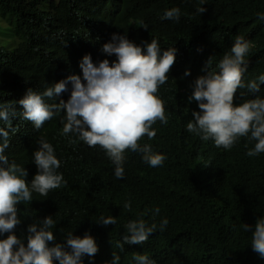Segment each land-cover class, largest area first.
<instances>
[{
	"label": "trees",
	"instance_id": "trees-1",
	"mask_svg": "<svg viewBox=\"0 0 264 264\" xmlns=\"http://www.w3.org/2000/svg\"><path fill=\"white\" fill-rule=\"evenodd\" d=\"M225 6L231 11L218 12ZM199 7L206 11L200 14ZM172 8L180 9L179 22L161 19L165 9ZM257 13L264 14V0H204L203 4L200 0H0V20L10 25L5 29L15 40L13 47L0 46V103L11 102L16 110L9 122L0 121V128L9 132L6 150L27 170L29 186L37 168L31 149L23 144L32 147L40 138L51 142V133L61 129V114L38 130L29 121L23 128L17 122L25 120L18 104L26 95L24 89L44 92L63 76L65 80L74 73L83 77L79 65L89 55L85 45L97 42L103 48L113 34L142 49L156 39L177 51L168 82L157 93L164 101L168 123L157 121L155 138L145 136L140 141L141 146L151 145L152 154L166 157L163 165L152 168L143 154L126 151L124 178L117 179L105 151L86 145L79 154L86 167L76 173L62 172L66 184L44 199L33 192L40 200L19 210L20 226L51 216L54 243L69 232L76 237L90 233L99 245L97 259H104L108 253L113 257L116 241L128 234L127 223L143 219L157 229L131 249L155 264H264L251 248L255 223L264 218V153L247 156L255 145L247 137L226 151L214 149L211 139L202 141L187 131L192 113L200 111L195 101L189 102L193 87L188 82L204 75L196 67L209 69L205 60L209 28L228 31L245 21L247 28L242 25L238 30L251 44L244 82L264 75V21ZM105 56L110 64L116 60L115 55ZM67 88L69 95L72 85ZM257 97L264 99V85L254 94L246 87L238 89L234 102L238 106ZM73 145L79 146L77 140ZM126 202L131 203V211L124 209ZM102 216L116 218V224L102 226ZM163 219L168 224L160 231ZM244 224L251 226L248 232Z\"/></svg>",
	"mask_w": 264,
	"mask_h": 264
},
{
	"label": "clouds",
	"instance_id": "clouds-1",
	"mask_svg": "<svg viewBox=\"0 0 264 264\" xmlns=\"http://www.w3.org/2000/svg\"><path fill=\"white\" fill-rule=\"evenodd\" d=\"M200 2L203 4L204 0ZM165 10L161 19L179 22V8ZM197 11L201 14L206 9L199 7ZM228 11H231L229 6H225L218 12ZM256 15L264 21V14ZM242 25L247 28L246 22L242 21L228 31L208 29L210 45L205 60L209 69L207 65L206 69L196 67L204 75L188 82L193 87L189 102L195 101L200 111L192 113L193 120L188 122L187 131L202 141L211 139L214 149L226 151L231 150L240 138L247 137L255 141V145L246 155L254 157L264 153V99L257 97L238 106L234 101L238 89L246 87L250 93L259 92L260 85H264V75L247 84L244 82L248 67L245 57L251 44L238 32ZM141 28L147 30L148 26L142 23ZM99 44L85 45L89 55H85L79 65L83 77L74 73L65 80L63 76L60 82L44 92L40 88L23 90L26 95L18 104L27 121L17 122L23 128L29 121L38 130L61 114V129L51 133V142L40 138L32 147L30 143L23 144L31 149L37 168L30 186L26 181L27 170L6 150L9 132L0 128V264H155L148 256L131 249V245L145 243L157 229L155 223L148 226L143 219L127 223L128 234L116 241L113 257L108 253L104 259H97L99 245L90 233L76 237L69 232L64 240L54 243L55 221L51 216L44 215L25 227L20 226L19 210L40 200L35 193L46 198L66 184L62 172L76 173L86 167L87 163L79 162L80 149L86 145L90 148L99 146L105 151L115 165L117 179L124 178L122 165L126 151L143 154V160L152 168L162 166L166 159L164 155L152 154L151 145L141 146L140 141L145 136L148 140L155 138L153 125L157 121L164 125L168 123L164 101L157 93L160 86L168 82L176 48L159 45L152 39L142 49L125 36L116 34L103 48ZM106 54L115 55L116 60L110 64ZM189 74L184 73L185 76ZM69 83L72 90L68 95ZM15 116L11 102L0 103V121L9 122L10 117ZM69 137L75 138L79 146L73 145L76 140ZM123 207L131 211L130 202ZM159 212V208L154 209V214ZM99 224L115 225L116 218L102 216ZM167 224V219H163L160 231H164ZM243 227L246 232L251 228L246 224ZM128 246L130 250L126 252ZM251 248L264 258V218L255 223ZM85 256L87 261L83 260Z\"/></svg>",
	"mask_w": 264,
	"mask_h": 264
},
{
	"label": "rangeland",
	"instance_id": "rangeland-1",
	"mask_svg": "<svg viewBox=\"0 0 264 264\" xmlns=\"http://www.w3.org/2000/svg\"><path fill=\"white\" fill-rule=\"evenodd\" d=\"M5 28L9 29L10 25L4 20H0V46L2 48L6 46L13 47L15 45V40L13 37L11 38V34Z\"/></svg>",
	"mask_w": 264,
	"mask_h": 264
}]
</instances>
